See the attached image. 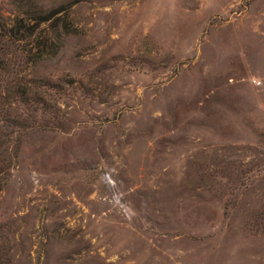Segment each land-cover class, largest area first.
Returning <instances> with one entry per match:
<instances>
[{
  "label": "rangeland",
  "instance_id": "374dc122",
  "mask_svg": "<svg viewBox=\"0 0 264 264\" xmlns=\"http://www.w3.org/2000/svg\"><path fill=\"white\" fill-rule=\"evenodd\" d=\"M0 262L264 264V0H0Z\"/></svg>",
  "mask_w": 264,
  "mask_h": 264
},
{
  "label": "trees",
  "instance_id": "16d2710c",
  "mask_svg": "<svg viewBox=\"0 0 264 264\" xmlns=\"http://www.w3.org/2000/svg\"><path fill=\"white\" fill-rule=\"evenodd\" d=\"M42 19V21H44L46 18L44 17V18H41ZM1 263V262H0Z\"/></svg>",
  "mask_w": 264,
  "mask_h": 264
},
{
  "label": "built area",
  "instance_id": "2783aa9c",
  "mask_svg": "<svg viewBox=\"0 0 264 264\" xmlns=\"http://www.w3.org/2000/svg\"><path fill=\"white\" fill-rule=\"evenodd\" d=\"M252 82H254V83H258V82H255V80H253Z\"/></svg>",
  "mask_w": 264,
  "mask_h": 264
}]
</instances>
